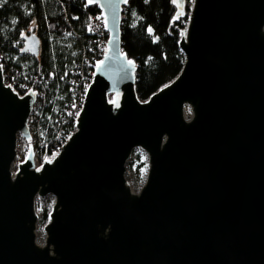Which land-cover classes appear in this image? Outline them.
Instances as JSON below:
<instances>
[{
  "label": "water",
  "instance_id": "1",
  "mask_svg": "<svg viewBox=\"0 0 264 264\" xmlns=\"http://www.w3.org/2000/svg\"><path fill=\"white\" fill-rule=\"evenodd\" d=\"M85 1L104 17L108 50L76 131L40 169L30 146L12 170L38 97L5 86L0 63V264H264V0H194L184 67L145 102L123 52L126 0ZM186 2H174L180 16ZM40 46L27 35L22 54ZM136 149L148 156L139 193L126 178Z\"/></svg>",
  "mask_w": 264,
  "mask_h": 264
},
{
  "label": "trees",
  "instance_id": "2",
  "mask_svg": "<svg viewBox=\"0 0 264 264\" xmlns=\"http://www.w3.org/2000/svg\"><path fill=\"white\" fill-rule=\"evenodd\" d=\"M190 12L187 5L180 16L174 0H126L123 5V52L137 64L136 92L141 101L181 73L186 59L179 43ZM100 13L97 4L85 0H6L0 6L4 72L17 92L39 93L29 125L35 157L41 163L53 159L55 144L76 131L77 115L69 112L93 80L98 57L91 19ZM32 34L41 40L36 57L22 54L24 37ZM128 168L141 173L148 171V164L137 155ZM51 211H40L41 227L49 223Z\"/></svg>",
  "mask_w": 264,
  "mask_h": 264
},
{
  "label": "built area",
  "instance_id": "3",
  "mask_svg": "<svg viewBox=\"0 0 264 264\" xmlns=\"http://www.w3.org/2000/svg\"><path fill=\"white\" fill-rule=\"evenodd\" d=\"M91 28H92V31H93V33L95 35V38L93 39V44L95 45L96 55L98 57V63H99L102 60V58L104 57V55L106 54L107 50H108V41H109V33H108L107 29H106L105 20H104V17L102 15V13L97 14V15L92 17V19H91ZM4 80H5V83H7V85H10L11 87L14 88V86L12 85V83L10 81L9 73L4 72ZM90 84L86 85L84 93H82V95L80 96V99L75 104L73 110H70V112H69V113L76 114L77 118H78L80 112L82 111V109L84 107L86 93H87V90H88ZM76 89H77V87L75 86L71 90L75 91ZM30 91H31V89H26V91L23 90L22 93H20V92H18V93L21 96H24L26 93H29ZM32 91H34V90H32ZM36 106H37V104L34 107V110H33L32 115L30 117L29 123H30V121H31V119L33 117V114H34V111L36 109ZM76 126H77V122H76ZM29 128H30V125H29ZM30 131H31V134H32V140L30 142L26 141V139L24 138V136L22 134L18 135V140H17V145H16L17 156H16L15 162L13 164V169H12L14 174H16L18 172L19 164H21V163L26 161L27 157L29 156L31 148L33 149V147H34L33 133H32L33 129L32 130L30 129ZM72 134L64 135L63 138L60 139L59 142H57L55 144V147L53 148V155L54 156L58 155L62 151V148L68 142V140L70 139ZM30 146H31V148H30ZM137 150L138 149H136L135 151H137ZM134 152H133L131 158L135 156ZM43 163L44 162L41 163L35 157L34 164H35V168L36 169H40L41 166L43 165Z\"/></svg>",
  "mask_w": 264,
  "mask_h": 264
},
{
  "label": "rangeland",
  "instance_id": "4",
  "mask_svg": "<svg viewBox=\"0 0 264 264\" xmlns=\"http://www.w3.org/2000/svg\"><path fill=\"white\" fill-rule=\"evenodd\" d=\"M187 2L193 3L194 0H187ZM189 4H186V6ZM190 7H192V5H189ZM189 115V111L187 112ZM134 155H140L143 157V161L147 162L148 164V156L147 154L141 150L138 149L137 151L134 152ZM127 175L126 178L130 184V187L132 188V190L135 193H139L140 190L142 189L143 185L146 182V178H147V170H142L141 173H138V171L134 170V169H130L128 168L127 165ZM55 203V198L53 196H47L44 198H37L36 200V211L38 213L39 216V220H38V227H37V243L39 245H44L45 244V239H46V233L44 231V227L40 226V217H41V212L40 211H44L48 208H53V205Z\"/></svg>",
  "mask_w": 264,
  "mask_h": 264
},
{
  "label": "snow or ice",
  "instance_id": "5",
  "mask_svg": "<svg viewBox=\"0 0 264 264\" xmlns=\"http://www.w3.org/2000/svg\"><path fill=\"white\" fill-rule=\"evenodd\" d=\"M5 2H6V0H0V6H2V3H5ZM145 2L147 3V2H148V0H145ZM174 2H175V0H174ZM177 18H179V16H177ZM148 30H149V32H151V31H152V29H151V28H149ZM129 63L131 64V63H132V61H129ZM0 67H2V66H0ZM189 111H190V109H189Z\"/></svg>",
  "mask_w": 264,
  "mask_h": 264
},
{
  "label": "bare ground",
  "instance_id": "6",
  "mask_svg": "<svg viewBox=\"0 0 264 264\" xmlns=\"http://www.w3.org/2000/svg\"><path fill=\"white\" fill-rule=\"evenodd\" d=\"M186 4L193 5V3H190V2H186ZM5 86H9V85H7V83H5ZM18 94H19V93H18ZM26 94H28V93H26ZM26 94H25V95H26ZM37 97H38V98H37L36 104L38 103V99H39V93H38V92H37ZM36 104H35V105H36Z\"/></svg>",
  "mask_w": 264,
  "mask_h": 264
}]
</instances>
